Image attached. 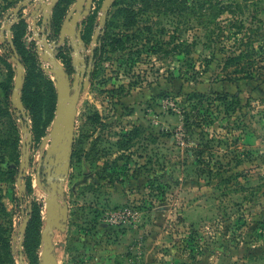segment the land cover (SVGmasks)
Listing matches in <instances>:
<instances>
[{"label": "rangeland", "instance_id": "rangeland-1", "mask_svg": "<svg viewBox=\"0 0 264 264\" xmlns=\"http://www.w3.org/2000/svg\"><path fill=\"white\" fill-rule=\"evenodd\" d=\"M20 1L0 0V30ZM102 1L84 20L88 44ZM197 1L114 0L77 105L58 264H264V0H201L202 12L185 14ZM31 40L19 54L32 136L20 197L16 65L0 40V264H18L26 216L23 261L42 264L47 193L35 178L56 88ZM247 48L258 53L251 77L226 81L223 57Z\"/></svg>", "mask_w": 264, "mask_h": 264}, {"label": "water", "instance_id": "water-1", "mask_svg": "<svg viewBox=\"0 0 264 264\" xmlns=\"http://www.w3.org/2000/svg\"><path fill=\"white\" fill-rule=\"evenodd\" d=\"M32 1L38 3L36 9L32 11L34 23L32 31L34 38L37 40L36 50L44 64L49 67L42 66L44 70L51 73L56 88V106L55 116L52 121V128L47 136L49 145L45 149V158H49L51 164L57 165L55 170L56 180L51 182L50 189H46L47 198L45 201V225L41 232V253L40 259L42 264H58V260L54 251L52 235L55 229L64 231L68 219V206L64 198V181L68 175L71 158L73 153L74 130L77 115V105L80 95L89 85L88 76L83 79L79 78L78 74L74 75L73 82L70 80L68 69L58 59L57 49L61 47L67 38L73 42L75 35L77 36L81 46L82 25L80 21L88 16L92 10L94 0H74L69 6L66 15L62 19L58 28V38L49 41L47 33H45L44 25L50 24L52 13L60 0H21L11 9L12 19L0 30L1 42H7L11 49V60L16 65V73L14 76L13 88L10 96V102L14 107L15 113L20 116L19 123L22 132V149L21 159L19 164V172L16 178V183L19 187V197L23 194L26 188L24 177L29 166L30 154L29 147L32 141L30 133L28 113L22 102V90L25 77V68L20 60L19 53L14 45L12 36V26L23 19L22 10L26 8ZM114 0H103L100 6V16L98 19V27L95 29L92 36V50L94 45L100 39V35L104 32V26L107 20V15ZM10 14H8L9 16ZM6 16V18L8 17ZM42 16V27L37 29V18ZM79 26V31H76V26ZM73 48L71 65L76 66L80 61L84 60L83 55L77 48ZM53 155V157H52ZM42 156H40L39 162ZM36 185L43 189V184L40 181L39 168L37 169ZM28 217L23 219L19 229L21 240L18 244L19 256L18 264H24L22 255V235L25 232Z\"/></svg>", "mask_w": 264, "mask_h": 264}, {"label": "trees", "instance_id": "trees-1", "mask_svg": "<svg viewBox=\"0 0 264 264\" xmlns=\"http://www.w3.org/2000/svg\"><path fill=\"white\" fill-rule=\"evenodd\" d=\"M65 0H60L59 3L56 5V7L53 10L52 13V19H51V28L54 30L55 34L58 32V28H59V24L60 21L62 19V16L65 12L66 7L64 6ZM204 2H201V0H198L196 3L188 5L186 2H184V13L187 15H194L196 16L198 11H203V8L206 7L204 4ZM17 4V3H15ZM12 5L10 8H14L16 5ZM223 5H221L220 3H218L216 5V7L221 8V10L224 8L222 7ZM199 7V9H198ZM211 8H214V6L212 5ZM213 10V9H211ZM201 16V19L205 17V14L199 15ZM107 22V20H106ZM107 25V23H105V26ZM13 30H12V36H13V41H14V45L18 51V53L20 54L22 49L21 47L24 46L23 42V37L24 34L26 32V25L24 23L23 19H20L19 22L15 23L13 26ZM105 29V27H104ZM2 47H4L3 43L1 44ZM9 51H11L10 47H7ZM28 50V49H27ZM258 53L253 50V49H249L247 48L246 51H239V53H231L226 55L225 57H223V62L221 64V69L222 71H224L226 73V81L228 82H235L241 79H244L245 77H251V73L250 71L252 69L251 66L254 65V60L252 59L253 56L257 55ZM58 58L62 59V61L65 64H68L69 58L62 56L60 54H58L57 56ZM21 62L23 63V59L20 58ZM230 68H234L233 70H229ZM9 89H12V83L11 85L8 87ZM195 95H198L195 93ZM235 98L238 97V95H233ZM22 98V97H21ZM22 102L24 104V106H27L25 101L22 99ZM10 108L14 110V107L12 106V104H10ZM15 111V110H14ZM193 152V151H192Z\"/></svg>", "mask_w": 264, "mask_h": 264}, {"label": "flooded vegetation", "instance_id": "flooded-vegetation-1", "mask_svg": "<svg viewBox=\"0 0 264 264\" xmlns=\"http://www.w3.org/2000/svg\"><path fill=\"white\" fill-rule=\"evenodd\" d=\"M68 8L69 7H67L65 9V12L62 16V19L66 15ZM40 17L41 18L38 19L37 25L40 24L42 26V22H41L42 16H40ZM87 17L88 16L84 17L79 23V25L80 24L82 25V29L80 30V32H81V38L83 40L82 41L83 46L80 45L79 40H78L77 36L75 35V37L73 38V42H71L70 39L67 38L65 40V43L57 49V54L64 55V56L69 58L68 64H64V65L69 71L71 82H73L74 75L78 74V77L83 78V79H85L88 76L89 83H90V78L93 75V72L95 69L96 60L100 56V53H101L100 52L101 40L98 39L97 43L94 45V48L92 50L91 43H92L93 34L91 35V39H90L91 42L89 41V44H88L87 39L85 37V26L86 25L84 23V20ZM62 19H61V21H62ZM50 25L51 24H48V23L44 25L45 33H47V39L49 41L58 38V32L55 34L54 30L51 28ZM78 29H79V26L77 25L76 31H79ZM34 41H35V48H36L37 41L35 38H34ZM73 46H74V48H77L78 51L84 57V60L80 61L76 66L71 65V57H72V52H73L72 47ZM52 157H53V155H52ZM56 167H57V165L51 164L49 162V158L46 159L45 153H43L42 159L40 162H38L37 168H36V173H37V169L39 168V176H40V181L43 184V189H45V190L50 189L51 182L56 180V178L54 176Z\"/></svg>", "mask_w": 264, "mask_h": 264}, {"label": "crops", "instance_id": "crops-1", "mask_svg": "<svg viewBox=\"0 0 264 264\" xmlns=\"http://www.w3.org/2000/svg\"><path fill=\"white\" fill-rule=\"evenodd\" d=\"M37 5L38 3L35 1L22 10V15L24 16L23 20L26 25V32L23 37L25 44L28 43V41H30L31 38H32L31 41H34V33L32 31L34 20H33L31 13L32 11L36 9ZM40 18H41L40 16L37 18V22H38V19ZM41 27L42 26L40 24L37 25V29H40ZM12 30H13V27H12ZM29 35L31 36L30 38H29Z\"/></svg>", "mask_w": 264, "mask_h": 264}, {"label": "built area", "instance_id": "built-area-1", "mask_svg": "<svg viewBox=\"0 0 264 264\" xmlns=\"http://www.w3.org/2000/svg\"><path fill=\"white\" fill-rule=\"evenodd\" d=\"M111 216L112 217L109 219V221L129 222L133 225L138 219L136 213H113ZM112 218H114V220H112Z\"/></svg>", "mask_w": 264, "mask_h": 264}]
</instances>
